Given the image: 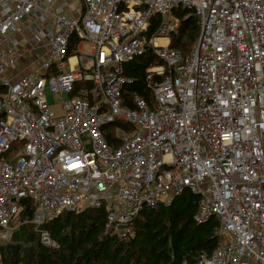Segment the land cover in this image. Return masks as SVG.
I'll use <instances>...</instances> for the list:
<instances>
[{"label":"built area","instance_id":"2783aa9c","mask_svg":"<svg viewBox=\"0 0 264 264\" xmlns=\"http://www.w3.org/2000/svg\"><path fill=\"white\" fill-rule=\"evenodd\" d=\"M77 1L0 0V239L26 199L36 224L105 205L106 230L126 237L145 208L189 189L196 221L220 220L198 264H264V0ZM179 6L200 31L186 56L170 45ZM75 35L92 48L68 64ZM148 48L165 61L147 71L151 103L124 96L125 63ZM81 81L91 98L71 96ZM118 119L129 127L112 148L104 126Z\"/></svg>","mask_w":264,"mask_h":264},{"label":"trees","instance_id":"16d2710c","mask_svg":"<svg viewBox=\"0 0 264 264\" xmlns=\"http://www.w3.org/2000/svg\"><path fill=\"white\" fill-rule=\"evenodd\" d=\"M173 12L180 26L172 34L170 45L186 56L199 36L197 17L192 9L184 6ZM158 21L157 15L152 18L147 36L156 32ZM80 41L76 35L71 37L68 56L80 53ZM164 65L165 61L151 48L125 63L124 74L133 78V82L126 86L124 96L140 94L151 103L153 93L147 71ZM154 79L160 78L154 76ZM90 87L89 82H78L71 96L91 98L82 92L83 88ZM127 127L120 119L104 126L105 138L112 148L120 145L118 129ZM198 200L196 193L186 189L157 208L147 207L129 224L132 234L123 237L106 230L108 209L105 205L64 211L56 218L36 224L35 202L26 199L12 222L14 229L10 238L0 242V264H198L221 241L217 217L211 216L204 223L196 221ZM41 229L50 232L55 245L43 244Z\"/></svg>","mask_w":264,"mask_h":264},{"label":"rangeland","instance_id":"374dc122","mask_svg":"<svg viewBox=\"0 0 264 264\" xmlns=\"http://www.w3.org/2000/svg\"><path fill=\"white\" fill-rule=\"evenodd\" d=\"M74 2L76 3V4H78V1L77 0H74ZM81 47H80V50H81V52L82 53H84V52H87V53H89V52H91V46H90V44L87 42V41H83L82 43H81V45H80ZM68 64H72V62H71V59L68 61ZM91 65H92V61L91 60H89L86 64H85V66L87 67V68H90L91 67ZM31 67H26V65L23 63V65L21 66V71L22 72H27L29 69H30ZM49 101L50 102H55V103H57V101H56V99H55V97L53 96V95H49ZM81 207V206H80ZM1 243H4L5 241L4 240H1L0 241Z\"/></svg>","mask_w":264,"mask_h":264},{"label":"crops","instance_id":"0c3cea01","mask_svg":"<svg viewBox=\"0 0 264 264\" xmlns=\"http://www.w3.org/2000/svg\"><path fill=\"white\" fill-rule=\"evenodd\" d=\"M36 23H37V22H35L34 24H36ZM28 24H30V22H27V21H26L25 25H28ZM28 33H29V32H28L27 28H25V31H24L23 34H24L25 36H27ZM23 34H22V35H23ZM22 35H20V36H22ZM80 47H81V46L79 45V49H80ZM22 63H24L25 65L28 64L25 60H23ZM74 64H75V63H74ZM22 65H23V64H22ZM52 103H53V107H54L55 109H57V111H61V110H62V103H61L59 100H57V103H55V102H52Z\"/></svg>","mask_w":264,"mask_h":264},{"label":"bare ground","instance_id":"6f19581e","mask_svg":"<svg viewBox=\"0 0 264 264\" xmlns=\"http://www.w3.org/2000/svg\"><path fill=\"white\" fill-rule=\"evenodd\" d=\"M157 43L166 44L167 40L165 38H160V39H157ZM71 62H72V64H74L76 62V57L75 56L71 58Z\"/></svg>","mask_w":264,"mask_h":264},{"label":"water","instance_id":"95a60500","mask_svg":"<svg viewBox=\"0 0 264 264\" xmlns=\"http://www.w3.org/2000/svg\"><path fill=\"white\" fill-rule=\"evenodd\" d=\"M126 226H127V225H121L120 227H121V228H126Z\"/></svg>","mask_w":264,"mask_h":264}]
</instances>
